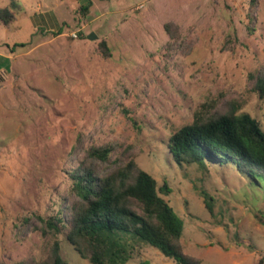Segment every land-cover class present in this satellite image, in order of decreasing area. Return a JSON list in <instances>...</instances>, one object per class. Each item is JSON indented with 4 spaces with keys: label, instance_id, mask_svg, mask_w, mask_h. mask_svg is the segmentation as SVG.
<instances>
[{
    "label": "rangeland",
    "instance_id": "rangeland-1",
    "mask_svg": "<svg viewBox=\"0 0 264 264\" xmlns=\"http://www.w3.org/2000/svg\"><path fill=\"white\" fill-rule=\"evenodd\" d=\"M17 1V19L0 22V264L48 257L54 239L37 215L59 214L73 196L69 171L94 144L115 147L99 175L133 159L168 184L160 194L184 219L183 250L201 264H264V179L222 158L177 163L168 147L205 103L239 108L264 129L253 90L264 0H92L88 11L89 0ZM59 239L68 264H93ZM125 264L176 261L141 245Z\"/></svg>",
    "mask_w": 264,
    "mask_h": 264
},
{
    "label": "trees",
    "instance_id": "trees-1",
    "mask_svg": "<svg viewBox=\"0 0 264 264\" xmlns=\"http://www.w3.org/2000/svg\"><path fill=\"white\" fill-rule=\"evenodd\" d=\"M91 5L89 0L82 9L88 11ZM17 7V0L0 7V22L12 24L17 19ZM175 27L166 24L172 38L180 36ZM100 48L104 56L112 55L107 41H101ZM253 90L264 99V67L254 77ZM209 106H201L190 123L170 136L168 147L176 162L205 165L206 158H222L240 172L264 179V129L260 120L239 112V108L213 112ZM114 149L111 144L92 145L86 157H79L77 166L69 171L73 196L69 201L64 198L67 203L59 214L37 215V230L54 239L48 257L38 264H68L61 253V234L93 264H125L141 245L159 248L176 264H201L183 250L184 219L160 194V190L170 193L167 183L159 188L155 176L133 159L109 174L99 175L98 162L108 161ZM206 204L211 207L208 201Z\"/></svg>",
    "mask_w": 264,
    "mask_h": 264
},
{
    "label": "water",
    "instance_id": "water-1",
    "mask_svg": "<svg viewBox=\"0 0 264 264\" xmlns=\"http://www.w3.org/2000/svg\"><path fill=\"white\" fill-rule=\"evenodd\" d=\"M91 39H94L97 37V35L95 33H92L90 36H89Z\"/></svg>",
    "mask_w": 264,
    "mask_h": 264
},
{
    "label": "crops",
    "instance_id": "crops-1",
    "mask_svg": "<svg viewBox=\"0 0 264 264\" xmlns=\"http://www.w3.org/2000/svg\"><path fill=\"white\" fill-rule=\"evenodd\" d=\"M0 55H1V56H3V57H6V58H8L7 56H4V55H3V54H1V53H0Z\"/></svg>",
    "mask_w": 264,
    "mask_h": 264
}]
</instances>
